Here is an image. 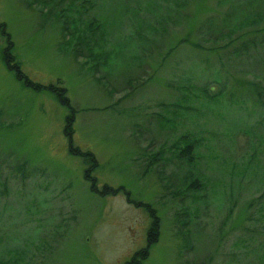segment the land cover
Wrapping results in <instances>:
<instances>
[{
    "label": "rangeland",
    "instance_id": "rangeland-1",
    "mask_svg": "<svg viewBox=\"0 0 264 264\" xmlns=\"http://www.w3.org/2000/svg\"><path fill=\"white\" fill-rule=\"evenodd\" d=\"M69 2L0 0V261L126 264L145 248L142 264H264V44H244L264 35V0H78L77 54ZM7 33L30 81L66 90L70 137L69 108L4 64ZM194 138L192 169L169 155ZM193 171L204 185L184 193Z\"/></svg>",
    "mask_w": 264,
    "mask_h": 264
},
{
    "label": "trees",
    "instance_id": "trees-1",
    "mask_svg": "<svg viewBox=\"0 0 264 264\" xmlns=\"http://www.w3.org/2000/svg\"><path fill=\"white\" fill-rule=\"evenodd\" d=\"M61 1L64 2V0H61ZM68 1H70V2L65 5V11H66L65 14H67L65 16L67 18L62 22V30L64 31V32L63 31L62 32L64 33V36H66V35L69 36V39H66V42H68L70 40V37H73L75 34H77L78 33V30H79L74 25L76 23V21L73 18H68V16H70L71 12H73L75 10L74 9L75 3L78 0H68ZM82 1L83 2L80 5L82 7H85V5H84L85 0H82ZM47 3H49V0H42V4L43 5H46ZM83 9H86V8H83ZM79 10L81 11L82 9H79ZM233 10H234V8L233 9H230L229 11H233ZM57 17H60V15H58ZM86 22H88V28L90 29L89 32H93L95 30V28L98 26V24L93 19H90L89 18L88 20H86ZM208 22L210 24L211 23V20L208 21ZM2 28L5 29L4 23H0V30H1V32L3 30ZM263 31H264V29H263ZM7 36H8V39H7L8 46L5 49V52L2 55V57H1L2 60L4 61V64L6 65V67L10 71L15 72L16 78L18 80L24 81L28 86H31V87H33V88H35L37 90H40L42 88L50 89L52 92L55 93L56 98L62 104L66 105L69 108L70 115L66 117V125H65L64 131L70 137V135H71V133L73 131V129H72L71 126H72V123H73V118H74L75 110L73 109V107L69 103V99L66 96V90L64 88H62V87H57V86H54V85H50V86L47 87V86H42L40 84H37V83H34V82L30 81L26 77V75L20 70L19 64L16 61L15 56L11 53V49L13 47V43L10 40L8 33H7ZM77 38L78 39H76V37H75V40L77 41V43H75L76 41L74 42L75 45H76L74 47L75 54H77L80 51L81 46L84 47L85 49H89L90 48L89 42H87V43H83L82 42V41H84L83 40L84 37H82V34L78 33ZM258 42H262L264 44V35H261V37L260 36H256V37H254L252 39H245V43L244 44L245 45L246 44H248V45L253 44V45H255L257 47ZM81 43H82V45H81ZM194 46L195 47H198L199 44L198 43L197 44H194ZM245 48H246V46L244 47V49ZM235 51L236 52H239L240 50L238 48H236ZM249 85L252 88H254V89L257 88L256 83L249 82ZM204 86H207V85H204ZM128 92H131V91H128ZM256 94H257L258 97H262V95L264 93H263L262 89H259ZM263 123L264 122H262L261 124H263ZM199 141H200L199 138H194V139H192V140L189 141L190 153L188 155H186L184 153V149L180 150L179 147H178V145H174L173 144V147H172L173 150H171L172 153L169 156L170 157L171 156L178 157L179 159L183 160L186 164L191 165V167L193 169V167L195 166V162H196L195 161V156L197 154L196 151H193V147L196 148L197 145L199 144ZM69 150H70V152H72L74 154H81L83 156L84 155H88V157L90 159H92V158L94 159V156H93V154L91 152L82 153L81 151H79L78 149H76V148H74L72 146H70ZM163 154L164 153H162L160 151H157L155 153L151 152L149 154V156H150V160H149V163L150 164L149 165H151V166L154 165L155 164V161L157 162V159L159 157H161V155H163ZM1 161H2V159L0 160V163H1ZM93 162H94V166H96V160L95 159L93 160ZM86 172L88 173L89 171H86ZM5 182H6V178L4 177L1 180V184H3L5 186L6 185ZM203 185H204V181L202 179V175L197 174V173H195L193 171L191 173V175H190V182L185 184V187L186 188L184 190V193L185 192H199L202 189L201 187H203ZM117 190H119V189H116L114 191H117ZM229 195H231V193ZM230 200H234L233 196L230 197ZM133 202L134 203H137L135 201H133ZM184 210H185V208H184ZM184 213L187 214V215H190L191 214L189 212L186 213L185 211H184ZM150 214H151V216L153 215V220H152V223H151V230L148 231V237H147L148 240L147 241L149 243L150 242H153L154 243L155 241L158 240L160 221H159V217L156 216V213L154 211H152V212L150 211ZM187 223H188V219L186 218L185 219V222L182 223V224L186 225ZM18 252H21V251H18ZM147 256H148V250H146L145 248L144 249H141V250H138L137 252L134 253V255L131 257V259L126 262V264H142L143 261L147 258ZM0 262H1V264H6V262L4 260L3 261H0Z\"/></svg>",
    "mask_w": 264,
    "mask_h": 264
},
{
    "label": "flooded vegetation",
    "instance_id": "flooded-vegetation-1",
    "mask_svg": "<svg viewBox=\"0 0 264 264\" xmlns=\"http://www.w3.org/2000/svg\"><path fill=\"white\" fill-rule=\"evenodd\" d=\"M90 170H91V167L87 171H90Z\"/></svg>",
    "mask_w": 264,
    "mask_h": 264
}]
</instances>
